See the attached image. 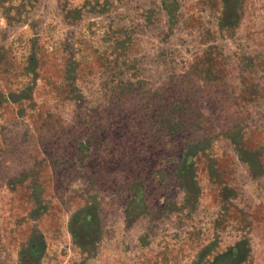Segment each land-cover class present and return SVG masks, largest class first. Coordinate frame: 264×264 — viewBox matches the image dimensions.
<instances>
[{
  "label": "rangeland",
  "instance_id": "374dc122",
  "mask_svg": "<svg viewBox=\"0 0 264 264\" xmlns=\"http://www.w3.org/2000/svg\"><path fill=\"white\" fill-rule=\"evenodd\" d=\"M0 264H264V0H0Z\"/></svg>",
  "mask_w": 264,
  "mask_h": 264
}]
</instances>
